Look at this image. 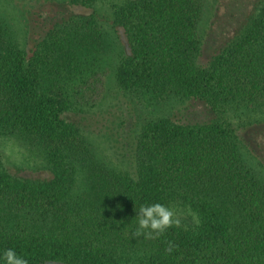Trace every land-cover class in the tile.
Segmentation results:
<instances>
[{"label": "trees", "instance_id": "trees-1", "mask_svg": "<svg viewBox=\"0 0 264 264\" xmlns=\"http://www.w3.org/2000/svg\"><path fill=\"white\" fill-rule=\"evenodd\" d=\"M97 1L67 0L87 14L25 20L24 46L0 16V141L21 140L49 170L14 176L0 151V254L12 248L28 264H264V180L238 134L264 125L251 119L264 111V0L204 60L201 33L218 0H124L108 18ZM110 82L151 109L141 122L134 112L130 170L65 117L92 114ZM183 102L208 113H167ZM105 137L116 143L114 131ZM151 203L180 223L134 236L136 212Z\"/></svg>", "mask_w": 264, "mask_h": 264}, {"label": "rangeland", "instance_id": "rangeland-1", "mask_svg": "<svg viewBox=\"0 0 264 264\" xmlns=\"http://www.w3.org/2000/svg\"><path fill=\"white\" fill-rule=\"evenodd\" d=\"M122 1L124 0H98L93 7L103 18H108L112 12V5ZM212 2V0H209L208 3ZM66 3L67 0H0V16L9 22L14 38L18 39L24 46L26 37L25 20L26 23L29 21L30 24H38L41 21V19H38L40 13L44 15L48 13L59 15L65 11L64 15L66 13L87 14L92 12L90 7H86L81 3H77L76 5H68ZM254 4V0H218L215 6L208 5L207 16H209V24L206 30L201 33L204 41L203 60L226 42L240 24L246 21L247 17L256 7V4ZM210 6L212 7L210 8ZM63 15H59L58 17ZM107 70L109 74H112L110 66H107ZM107 87L103 98L89 110L92 114L88 112L87 114L81 112L76 115L67 113L65 117L78 121L82 130L83 125L87 128H92L94 132H87L86 134L94 141L100 155L107 159L114 167L130 170L129 150L131 145L128 139L130 133L128 132L132 128L133 122L136 121L134 112L138 115L139 122H141V119L144 118V113L148 114L151 109L135 103L130 104V99L124 91L118 89L111 82L109 85L107 84ZM191 104L192 102L173 103L169 105L167 113H176L179 117L182 112L187 119V117H194V111H198L205 118L208 110L206 112L203 105L194 104L191 106ZM263 112L251 118H254L252 127L264 123ZM258 128L260 129L254 130L253 134L248 132L249 129L239 128L238 134L247 146L244 145L245 150H243L245 160L249 162L254 171L264 180V125ZM108 129L111 132H115V144L113 143L114 139L109 141L105 137ZM0 151L6 169L14 176L39 178L49 174L42 154L26 146L17 138L8 137L1 139Z\"/></svg>", "mask_w": 264, "mask_h": 264}, {"label": "clouds", "instance_id": "clouds-1", "mask_svg": "<svg viewBox=\"0 0 264 264\" xmlns=\"http://www.w3.org/2000/svg\"><path fill=\"white\" fill-rule=\"evenodd\" d=\"M136 213L137 221L133 235L137 237H158L168 228L180 223L173 211L161 203L141 205ZM0 264H28V260L18 255L14 249L8 248L0 254Z\"/></svg>", "mask_w": 264, "mask_h": 264}]
</instances>
